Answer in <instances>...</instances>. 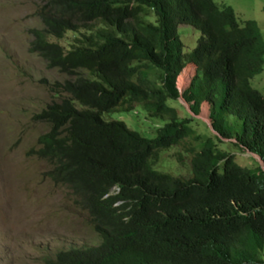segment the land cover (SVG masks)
I'll use <instances>...</instances> for the list:
<instances>
[{
	"label": "trees",
	"instance_id": "1",
	"mask_svg": "<svg viewBox=\"0 0 264 264\" xmlns=\"http://www.w3.org/2000/svg\"><path fill=\"white\" fill-rule=\"evenodd\" d=\"M34 13L41 25L30 49L64 77L36 115L50 127L32 152L105 240L87 264H264V168L240 163L228 147L264 161V93L250 83L264 62L256 20L218 0H40ZM180 23L200 31L190 50ZM67 32L65 46L57 40ZM188 62L196 69L180 91ZM179 95L193 113L207 100L213 129L229 142L197 132L189 111L180 117L168 103ZM136 105L156 119L153 136L104 116ZM177 144L178 161L188 154L186 174L158 170L160 150ZM115 182L131 217L106 227L118 216L96 194ZM93 251L71 250L65 264Z\"/></svg>",
	"mask_w": 264,
	"mask_h": 264
},
{
	"label": "rangeland",
	"instance_id": "2",
	"mask_svg": "<svg viewBox=\"0 0 264 264\" xmlns=\"http://www.w3.org/2000/svg\"><path fill=\"white\" fill-rule=\"evenodd\" d=\"M38 2L0 0V198L18 194L17 200L8 195L0 202V264H44L43 259L52 258L58 249L96 240L84 214L69 201L66 189L51 182L44 174L48 165L32 152L33 147H38V134L46 127L45 122L33 119L32 115L48 101L50 93L45 90L48 83L63 77L57 68H49L36 52L27 51L29 29L39 24L34 15ZM218 2L231 5L238 19H255L264 37V0ZM178 28L183 50H190L200 31L190 24L180 23ZM72 36V32H67L58 41L67 45ZM194 71L192 62L182 68L177 77L180 90L187 86ZM250 83L264 93V62L263 69L250 78ZM177 99H169L168 103L178 109L180 117L189 111L197 132H213L207 101L193 113L188 102L181 96ZM104 116L121 118L143 135H154L156 119L140 105L130 110L105 112ZM218 144L226 147L223 142ZM180 146L162 148L158 170L186 174L188 154L183 152V161L176 158ZM228 147L240 163L262 165L258 156L245 148L237 150L230 144Z\"/></svg>",
	"mask_w": 264,
	"mask_h": 264
},
{
	"label": "clouds",
	"instance_id": "3",
	"mask_svg": "<svg viewBox=\"0 0 264 264\" xmlns=\"http://www.w3.org/2000/svg\"><path fill=\"white\" fill-rule=\"evenodd\" d=\"M38 4H40V2H38L37 3V5ZM34 15H35V13H34ZM39 20V19H38ZM41 25V23H40V20H39V24L38 25H36V26H32V27H30V29H29V39H28V46H27V51H32V52H36L39 56H41L37 51H35V50H31L30 49V46H31V43H30V41H31V39H32V36H31V34H32V28L33 27H39ZM49 39H51V40H54V41H56V38H53V37H49ZM58 41V40H57ZM59 42V41H58ZM65 45V44H64ZM66 46V45H65ZM42 57V56H41ZM45 61H46V64H47V60L44 58V57H42ZM48 66V65H47ZM49 67V66H48ZM194 67H195V69H196V65L194 64ZM49 68H53V67H49ZM55 68H57V67H55ZM57 71L64 77V73H62V72H60L58 69H57ZM195 72V71H194ZM63 77L61 78V79H57L56 81H61L62 79H63ZM192 77V76H191ZM191 77H190V79L188 80V83H187V86H188V84H189V82H190V80H191ZM56 81H54V82H56ZM53 84V82L51 81V82H49L48 83V85L45 87V90H48V92L50 93V97H49V99H48V101H46L45 103H44V105L41 107V108H37V111L35 112V113H33V115H32V117H33V119H35V120H39V121H42V122H45V121H43V120H40V119H38L39 117H37L36 115L38 114V111H40L43 107H45L48 103H52L51 102V100H52V98H54V96H53V92L50 90V88H51V85ZM178 86V85H177ZM186 86V87H187ZM179 88V87H178ZM180 90V89H179ZM180 91H182V90H180ZM179 96H181V95H179ZM178 96V97H179ZM182 97V96H181ZM182 99L184 100V101H186L183 97H182ZM204 101V100H203ZM202 101V102H203ZM205 101H207V100H205ZM186 102H188V101H186ZM201 102V103H202ZM208 102V101H207ZM189 103V108H190V102H188ZM209 103V102H208ZM209 108H210V104H209ZM191 110V109H190ZM209 113H210V110H209ZM210 116V115H209ZM211 119V118H210ZM46 123V127H45V130L43 131V132H46L48 129H49V127H50V125L47 123V122H45ZM210 123H211V121H210ZM211 127H212V123H211ZM212 130H213V133H215V134H217V135H219V133L218 132H216V130H214L213 129V127H212ZM43 132H40L39 134H41V133H43ZM38 134V136H37V146H40V142H39V135ZM220 136V135H219ZM222 139H227V138H225V137H222V136H220ZM36 148V147H35ZM247 150V149H246ZM161 151V150H160ZM252 153H254V152H252ZM254 154H256V153H254ZM257 155V154H256ZM258 156V158L261 160V166L264 168V161L261 159V157L259 156V155H257ZM50 168L48 167V169H46V171H45V173L44 174H46L50 179H51V182L53 183V184H56V185H58V186H62V187H64L65 189H66V192H67V195H68V199H69V201L70 202H72L74 205H75V207L80 211V212H82L83 214H84V216H85V219H86V223H87V225H88V227L90 228V230L91 231H93L94 233H95V237H96V240L95 241H93V242H89V243H82V244H70V245H68L66 248H61V249H58L55 253H54V256L52 257V258H48V259H43V261H44V264H65V262L67 261V260H69V257H68V252L69 251H71V250H76V251H78L79 249H87V248H93L94 249V251L93 252H91L87 257L85 256L84 258H80L79 260H78V262L77 261H75V263L76 264H87V259L89 258V257H96L97 256V254H98V250H99V245H100V243L102 242V241H105V240H102L101 238H100V236H99V232L95 229V224H93V222L91 221V215L89 214V212L85 209V208H83V206H82V204L81 203H77V202H75V201H73L72 200V197L68 194L69 193V190H71L72 191V189L70 188V187H68L66 184H64V183H61V182H56V181H54L51 177H50ZM173 174V173H172ZM8 195H10L13 199H15V200H17V198H18V194H6V195H4V196H2L1 198H0V202H2L3 200H5V198L8 196ZM96 198H97V200H99V201H101V202H106V201H109V203H110V208H112L114 211H115V213L117 214V216H118V218H116V219H114V221H108L107 222V225H106V227H109V226H112V225H114V224H116V223H118L120 220H123V219H129L130 217H131V206H132V204H130V203H128V199H127V197L124 195V193H123V191H122V188H121V185L118 183V182H115V183H109V184H106L105 186H103V188L100 190V191H98L97 192V194H96ZM152 212L153 213H157V212H159V206H155L153 209H152ZM110 240H112V239H110ZM109 240V241H110ZM118 249L120 250V251H122V252H124V254L126 255V258H127V262H132V256L129 254V253H127V252H125L124 251V249H123V246H118Z\"/></svg>",
	"mask_w": 264,
	"mask_h": 264
}]
</instances>
